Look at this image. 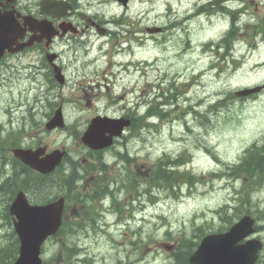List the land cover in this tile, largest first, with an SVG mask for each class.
Instances as JSON below:
<instances>
[{"label": "rangeland", "instance_id": "374dc122", "mask_svg": "<svg viewBox=\"0 0 264 264\" xmlns=\"http://www.w3.org/2000/svg\"><path fill=\"white\" fill-rule=\"evenodd\" d=\"M218 2L157 0L150 11L144 6V18L143 7L133 3L130 13L137 12L138 22L121 26L120 37L113 41L95 31L80 40H55L53 51L59 54L63 85L52 80L37 48L0 68V189L5 184L4 159V170L12 174L11 149H63L82 174L86 164L98 166L97 156L80 142L95 115L116 117L128 111L138 116L152 112V105L173 104L162 109L170 111L167 118H151L144 125L138 123L139 129L125 130L101 155L105 170L87 174L82 185L89 189L103 180L111 189L119 182L118 189L113 198L82 193L80 201H68L64 235L42 247L45 263L174 264L173 252L182 241L198 244L203 238H195L197 227L205 235L217 233L221 218L232 225L245 214H252L261 226L254 238L264 243V174L256 185L248 180L251 187L244 192L240 188L247 181L223 175L252 145L264 149V90L248 99L233 97L237 90L264 84V0L220 4L235 9L234 17L241 11L236 34L229 33L231 22L225 21ZM209 5L213 9L204 11ZM113 8L117 13L114 4ZM151 26L161 32L144 31ZM115 46L128 51L114 53ZM209 47L213 55L219 53L206 54ZM59 106L63 127L46 131L44 124ZM163 160L167 164L180 160L176 171L195 175L199 181L191 186L182 177L180 186L172 190L149 183L151 169ZM70 166L67 161L62 168ZM130 179L137 181V189L128 190ZM52 189L63 192L56 185ZM240 192L241 214L234 209ZM27 195L33 202L39 197ZM6 200L0 194V249L11 242L13 231L10 219H3L4 208L12 201ZM90 214H96L94 226L83 221ZM65 247L75 251L71 261L65 259ZM259 256L257 264H264V248Z\"/></svg>", "mask_w": 264, "mask_h": 264}, {"label": "water", "instance_id": "95a60500", "mask_svg": "<svg viewBox=\"0 0 264 264\" xmlns=\"http://www.w3.org/2000/svg\"><path fill=\"white\" fill-rule=\"evenodd\" d=\"M8 3L12 0H7ZM1 6V4H0ZM33 33L26 42L20 43L25 33V27H20L10 13H0V58L7 53H16L25 47H31L35 42L41 43L47 39L46 48L50 39L55 35L48 34L50 28L35 25L30 28ZM39 32L40 35H36ZM48 57V56H47ZM53 57L49 58V61ZM58 70L55 68L57 76ZM60 83L62 82L59 79ZM260 88H251L236 93V96H247L257 92ZM129 125L128 121H110L93 119L81 140L87 147L97 150L112 144V138L119 136L122 129ZM61 109L58 108L52 119L46 124L48 130L62 127ZM108 136H105V135ZM13 154L23 164L41 174L50 173L64 155L55 150L44 155V149L35 151L17 149ZM42 156V157H41ZM63 199L60 198L44 206L29 205L22 192L13 200L9 212L13 216V226L19 240V256L13 264H42L39 258L40 246L44 240L56 233L61 223ZM252 220L248 215L227 232L211 234L204 237L195 251L189 256L190 264H254L257 260L261 244L257 240H249L243 244L239 242L253 232ZM167 248V247H165Z\"/></svg>", "mask_w": 264, "mask_h": 264}, {"label": "trees", "instance_id": "16d2710c", "mask_svg": "<svg viewBox=\"0 0 264 264\" xmlns=\"http://www.w3.org/2000/svg\"><path fill=\"white\" fill-rule=\"evenodd\" d=\"M174 99L175 98L173 97L172 101ZM169 106L170 104L168 102H165V104H163L161 108L152 105L151 114H156L160 117V119H165L166 117H168L170 111H167L168 113H163L162 109ZM138 123H142L144 125V120L140 118H133L130 126V131L139 129L140 126H138L137 128L135 127ZM179 161L180 160L175 161L174 163H169L171 165H174L172 169V166L167 164L165 160L158 162L156 165H154L148 175L149 183L160 186L167 185L172 190V188L180 186L182 177H185L184 179L191 186L192 184L199 181V178L195 175H191L188 173H179L178 171H176V166H179L181 164L179 163ZM70 165L71 171L68 173V175L60 178L56 173L52 176H39L37 174H34L28 168L16 162L13 165L12 174L10 176L11 178H8L5 181V184L1 186L0 191L4 196H7V202L8 200H11L18 191H24L25 193L39 196L34 200L36 201L34 203H44L46 201H49V199H54L57 196H60V193H55L52 189V187L57 184L56 186L59 188V190H62L64 192V196L72 199V197H74V184L78 178V175L76 165L74 163H70ZM60 169L61 167L59 168V170ZM227 171L228 173H223V175H227L235 179L241 178L242 181H247L243 184V187L240 188L243 192L247 189H250L249 187L251 186L249 184V181L251 179L254 182V185H256L264 174V159L262 157L260 148L252 145L248 150H246L244 157L239 160L238 164L233 165L232 168H228ZM130 181L131 183L128 186V190L137 189V181H135V183L132 179H130ZM247 194L249 195L248 191ZM98 195L99 194H95V196ZM243 198L244 196L240 192L237 198L239 206H236L234 208L239 210V214L242 213L241 204L243 203ZM246 198H249V196H247ZM224 219L225 217L220 219L222 226L221 228H219L218 232L226 230V228L228 227L226 225L231 224L229 220ZM260 229L261 227H258L257 231H259ZM195 232L197 233L195 235V238L197 239H200L203 235H205V232L201 227H197L195 229ZM62 235H64V231L61 228L56 234V238ZM9 239L11 242L6 247L0 249V261L2 264H11L17 255L18 241L15 235L12 233V238L10 237ZM192 245L196 246L197 244L188 239L182 241V243L173 253L175 262H179V264H188V256L193 249ZM63 250L65 252V259L71 261L70 257H73L75 251L73 249L67 248H64ZM3 252L5 253L3 254Z\"/></svg>", "mask_w": 264, "mask_h": 264}, {"label": "flooded vegetation", "instance_id": "af4514ba", "mask_svg": "<svg viewBox=\"0 0 264 264\" xmlns=\"http://www.w3.org/2000/svg\"><path fill=\"white\" fill-rule=\"evenodd\" d=\"M4 1L0 0L2 3L1 11L12 12L13 18L18 25H22L25 22L23 20L27 18L32 23L44 21L46 23L49 22L50 26L54 28L58 26L64 28L74 27L81 32L77 37H72L70 33H67L63 40H80L87 33L95 31L97 34L113 41L120 37L121 26L127 24L131 26L138 22L137 12L135 14L130 13V7L133 3L143 7L142 15L144 18L147 17V10H145L144 6L148 5V11H150L157 0H96L94 3H91V0H14L12 5H6ZM113 4L118 11L117 13L114 12ZM167 5H165V8H167ZM124 17L127 18L125 19ZM144 31L160 33L161 29L159 27H146ZM28 36L29 34L26 35L25 39ZM17 56L5 55L0 60V68L3 64L8 66V60ZM58 59L59 54H57L56 62ZM119 117H126V114L121 113Z\"/></svg>", "mask_w": 264, "mask_h": 264}, {"label": "bare ground", "instance_id": "6f19581e", "mask_svg": "<svg viewBox=\"0 0 264 264\" xmlns=\"http://www.w3.org/2000/svg\"><path fill=\"white\" fill-rule=\"evenodd\" d=\"M195 13V12H194ZM194 13H192V14H194ZM182 16V15H181ZM198 17V16H197ZM201 19V18H200ZM194 22V21H193ZM187 23V22H186ZM197 47V46H196ZM11 178V177H10ZM0 194H3L1 191H0Z\"/></svg>", "mask_w": 264, "mask_h": 264}]
</instances>
